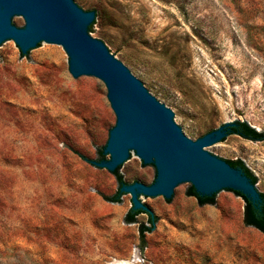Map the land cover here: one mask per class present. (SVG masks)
Instances as JSON below:
<instances>
[{"label":"rangeland","instance_id":"rangeland-1","mask_svg":"<svg viewBox=\"0 0 264 264\" xmlns=\"http://www.w3.org/2000/svg\"><path fill=\"white\" fill-rule=\"evenodd\" d=\"M105 16V41L178 112L194 141L226 123L264 135V0H77ZM117 122L104 82H77L66 51L28 59L16 43L0 53V264H264V234L245 224L236 193L199 204L145 198L148 215L128 224L133 195L90 157ZM241 161L264 193V139L238 135L215 151ZM156 169L136 155L120 176L152 185ZM142 224L152 228L146 242Z\"/></svg>","mask_w":264,"mask_h":264},{"label":"water","instance_id":"water-1","mask_svg":"<svg viewBox=\"0 0 264 264\" xmlns=\"http://www.w3.org/2000/svg\"><path fill=\"white\" fill-rule=\"evenodd\" d=\"M104 17L86 11L77 0H0V53L16 43L30 59L46 46L60 47L77 82L105 83L117 118L103 151L110 159L90 157L88 163L110 175L121 167L120 175L137 155L156 169L152 185L121 186L120 193L133 195L134 211L152 214L145 198L178 203L187 187H194L201 197L239 192L254 205L259 203L263 192L257 184L212 155L238 136L231 133L236 124L226 123L194 142L180 128L177 110L127 63L120 62L105 41L95 39Z\"/></svg>","mask_w":264,"mask_h":264},{"label":"trees","instance_id":"trees-1","mask_svg":"<svg viewBox=\"0 0 264 264\" xmlns=\"http://www.w3.org/2000/svg\"><path fill=\"white\" fill-rule=\"evenodd\" d=\"M231 133L240 135L244 138L251 139V140L260 141V140L264 139V135L257 133L256 131H254V129L250 128L246 123H237L236 126L231 129ZM225 161H227L232 167L242 170L251 179V182L254 185H256V183H257L256 177L249 171V169H247L245 167V165L241 161H230V160H225ZM120 168H118L113 174L117 176L118 181H119L120 185L122 186L125 183L123 181V178L119 175V169ZM235 193L238 196L242 197L246 203V206H245V224L247 226H251V227L256 228L257 230H259L260 232H262L264 234V193H261L262 201L260 204H257V205H254L252 202H250L241 193H239V192H235ZM190 194L192 196L196 197L199 204H201V205L214 204V202H215L216 195H214L211 198L201 197L195 191L194 187L191 188ZM121 195H122V193L119 192L115 197L110 199V201L119 203ZM141 214H147L148 215V218H149L148 221L151 225H154L156 223L157 218L154 215H152L148 212H145V211H141V210L134 211L133 209H131L129 211V213L127 214V216L125 218L126 223H128V224L137 223V217ZM151 230H152V228L146 226L145 224L141 225V227L139 229V233H140V239L143 242V244H145V242H146V234L150 233Z\"/></svg>","mask_w":264,"mask_h":264},{"label":"flooded vegetation","instance_id":"flooded-vegetation-1","mask_svg":"<svg viewBox=\"0 0 264 264\" xmlns=\"http://www.w3.org/2000/svg\"><path fill=\"white\" fill-rule=\"evenodd\" d=\"M259 192H260V191H259ZM260 195H261V192H260ZM261 201H262V199H261ZM261 201H260L259 203H257V204H260V203H261ZM257 204H256V205H257Z\"/></svg>","mask_w":264,"mask_h":264},{"label":"bare ground","instance_id":"bare-ground-1","mask_svg":"<svg viewBox=\"0 0 264 264\" xmlns=\"http://www.w3.org/2000/svg\"><path fill=\"white\" fill-rule=\"evenodd\" d=\"M120 264H123V263H120ZM125 264V263H124Z\"/></svg>","mask_w":264,"mask_h":264}]
</instances>
